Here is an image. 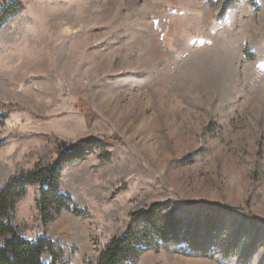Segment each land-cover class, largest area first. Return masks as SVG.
<instances>
[{"label": "rangeland", "instance_id": "rangeland-1", "mask_svg": "<svg viewBox=\"0 0 264 264\" xmlns=\"http://www.w3.org/2000/svg\"><path fill=\"white\" fill-rule=\"evenodd\" d=\"M10 4L0 189L83 145L55 183L70 200L40 183L17 200L23 237L51 239L59 264H101L112 240L156 234L154 208L189 223L222 207L212 253L156 236L122 264H242L253 237L248 264H264V0H0V14Z\"/></svg>", "mask_w": 264, "mask_h": 264}, {"label": "trees", "instance_id": "trees-1", "mask_svg": "<svg viewBox=\"0 0 264 264\" xmlns=\"http://www.w3.org/2000/svg\"><path fill=\"white\" fill-rule=\"evenodd\" d=\"M17 9L18 6L15 4H10L4 8V11L0 14L1 20H4ZM0 118H7V114L0 113ZM4 144L5 141L0 139V148ZM82 146V144H79L70 147L66 153L60 155L55 164L39 163L28 173L16 174L0 189V235L9 236L0 245V264H47L42 260V256L46 251H50L53 257L50 264H59L58 255L52 240L46 237H39L36 240L23 237L20 230L10 222V213L15 209L17 200L26 193L27 187L35 183H40L43 188L44 186H51L44 194L46 196H54L56 199L55 201H49V203L63 204L60 201L61 199L70 200L69 196L65 197L64 194L60 193L55 183L59 179L61 166L75 159L79 155L78 152ZM42 207L39 205V210L44 215L46 210H43ZM212 210L215 211L213 213H216V215L211 213L207 217H202L199 214L191 222L187 223L186 220L174 216H169L166 220L151 218V216L155 217L156 215V208H154L150 211L151 216L148 213L150 217L147 219H152L150 228L156 234L144 236V240H141L131 232L112 240L103 251L100 263L122 264L125 260L138 256L145 247L158 248L160 244L156 236H159V239L166 240L168 243L180 244L181 242H186L191 252L210 254L215 250L213 244L218 242L217 230L215 231L212 225H219L225 229L226 224L221 216L223 208L214 207ZM76 212H80V210L77 209ZM44 219L49 220L50 216L45 215ZM224 241L227 244L224 247L225 253L228 255L231 251L230 248L234 237L228 238L226 236ZM257 243V239L253 237L246 248L245 257L247 261L242 264H248L249 256L254 252Z\"/></svg>", "mask_w": 264, "mask_h": 264}]
</instances>
